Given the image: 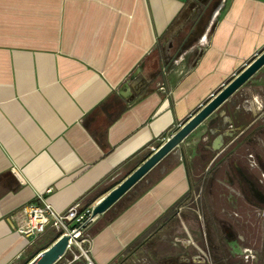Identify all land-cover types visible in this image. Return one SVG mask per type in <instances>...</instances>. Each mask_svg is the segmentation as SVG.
<instances>
[{
    "label": "crops",
    "instance_id": "obj_1",
    "mask_svg": "<svg viewBox=\"0 0 264 264\" xmlns=\"http://www.w3.org/2000/svg\"><path fill=\"white\" fill-rule=\"evenodd\" d=\"M203 11L193 0H0V264L40 253L11 215L41 197L59 213L94 206L264 50V0H219L200 27ZM230 170L264 176V67L96 218L89 260L111 264L145 239L125 264H174L166 213L188 192L181 213L201 191L213 209L222 187L238 190ZM214 222L208 212L203 236Z\"/></svg>",
    "mask_w": 264,
    "mask_h": 264
},
{
    "label": "rangeland",
    "instance_id": "obj_2",
    "mask_svg": "<svg viewBox=\"0 0 264 264\" xmlns=\"http://www.w3.org/2000/svg\"><path fill=\"white\" fill-rule=\"evenodd\" d=\"M213 12L214 8L211 13ZM204 21L206 20L201 19L198 25L202 27ZM192 159H194L192 154L187 156L188 162ZM227 165L231 167L228 162ZM230 173L233 174L231 178L235 179L233 170H230ZM259 179L264 178L259 177ZM257 182L258 179L255 178L256 187L261 194H264V185ZM238 185L236 193L231 192L229 188L232 186H229L222 187V192L218 193L219 197L213 194L217 196L218 202L217 206L215 205L216 207L214 206L211 210L202 209L201 203L204 199L214 200L215 196L213 199V196L206 191L195 192L194 195H197L195 204L189 201L188 205L191 209L181 213V219L189 218V232L193 235L196 244L202 243L199 248L206 249L211 258V264H264V204L252 198L241 182L238 181ZM230 195L232 198H229ZM227 199L232 201L228 202ZM233 200L237 201L236 207ZM208 212L212 222L215 221L214 229H216L211 236L209 234L203 236L202 221L205 223L204 227L208 229ZM198 216L201 217V222L198 221ZM224 228L227 231L226 234ZM84 248L86 249L87 245Z\"/></svg>",
    "mask_w": 264,
    "mask_h": 264
},
{
    "label": "water",
    "instance_id": "obj_3",
    "mask_svg": "<svg viewBox=\"0 0 264 264\" xmlns=\"http://www.w3.org/2000/svg\"><path fill=\"white\" fill-rule=\"evenodd\" d=\"M262 67H264V51L250 62L235 78L219 93L205 104L193 117L184 123L174 134L161 144L150 156L129 174L116 188L98 201L92 209V216L98 217L108 211L116 202L126 195L140 180H142L167 155L177 148L200 124L218 110L232 95L248 82ZM68 237L63 236L47 249L40 252L28 264H55L64 255Z\"/></svg>",
    "mask_w": 264,
    "mask_h": 264
},
{
    "label": "built area",
    "instance_id": "obj_4",
    "mask_svg": "<svg viewBox=\"0 0 264 264\" xmlns=\"http://www.w3.org/2000/svg\"><path fill=\"white\" fill-rule=\"evenodd\" d=\"M202 39V43L207 45V38ZM155 150L151 148L152 152ZM39 199L41 206L29 203L8 218L12 229L30 240L40 238L48 230L58 235L55 241L67 236V246L63 257L58 261L59 264H74L80 259L85 260V264H92L88 258L87 248L84 247L89 243L88 229L96 221V217L92 216L93 206H83L78 202L65 212L59 213L45 199L42 197Z\"/></svg>",
    "mask_w": 264,
    "mask_h": 264
},
{
    "label": "flooded vegetation",
    "instance_id": "obj_5",
    "mask_svg": "<svg viewBox=\"0 0 264 264\" xmlns=\"http://www.w3.org/2000/svg\"><path fill=\"white\" fill-rule=\"evenodd\" d=\"M250 163H251V159H250ZM261 177L264 178V176ZM228 181L232 185L234 184V182H236L237 188L239 186L238 181L241 182L247 188L252 198H254L258 203L264 204V194H261L258 188L256 187L255 178L236 176L235 179L228 178ZM257 183L264 185V179L258 178ZM180 211H181V206L175 208L169 216V218H171L173 222H175L178 225V229H179L178 234L176 236L177 244H178V254L174 258V264H211V258L210 255L207 253L206 249L204 247L202 248L203 250L199 248L202 246V243L197 242L196 244L194 241V237L193 235H191V233H190L191 239H188L185 231L181 228ZM186 241H188V245L186 248H184L183 244ZM147 245L148 244L145 241V239L140 241L130 251L128 252L126 251L125 253L117 257L111 264H125L127 260H129L132 256L135 255V253L138 251L139 248L147 249L148 247Z\"/></svg>",
    "mask_w": 264,
    "mask_h": 264
},
{
    "label": "trees",
    "instance_id": "obj_6",
    "mask_svg": "<svg viewBox=\"0 0 264 264\" xmlns=\"http://www.w3.org/2000/svg\"><path fill=\"white\" fill-rule=\"evenodd\" d=\"M194 1V4L196 5V9H200V11L204 10L203 13L204 15L202 14L201 16V19H206L209 14L211 13V11L213 10V8L215 9L216 6L218 5L219 3V0H193ZM189 13H191L192 15V12L191 10L189 11ZM188 41H191V38H188ZM98 142L100 144L103 145L104 143V140L103 138H98L97 139ZM188 198H192V194L191 192H188L186 193L180 200H178L169 210L168 212L166 213L167 214H170L171 212H173V210L179 206H181V204L183 202H185ZM93 235V234H92ZM91 235V236H92ZM58 237L57 234H55L54 232H52L51 230H48L45 234H43L40 238H38V242L35 243V246H36V250L35 252L36 253H39V252H42L44 251L45 249H47L55 240L56 238ZM137 241L135 243H133L128 249H127V252L130 251L135 245H136ZM74 264H85V260L83 259H80L79 262H76Z\"/></svg>",
    "mask_w": 264,
    "mask_h": 264
}]
</instances>
